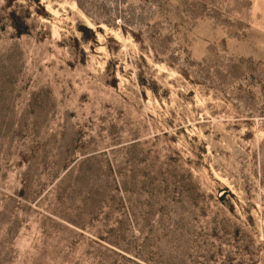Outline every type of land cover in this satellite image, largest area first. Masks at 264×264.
Wrapping results in <instances>:
<instances>
[{"label": "rangeland", "instance_id": "obj_1", "mask_svg": "<svg viewBox=\"0 0 264 264\" xmlns=\"http://www.w3.org/2000/svg\"><path fill=\"white\" fill-rule=\"evenodd\" d=\"M0 264H264V0H0Z\"/></svg>", "mask_w": 264, "mask_h": 264}]
</instances>
